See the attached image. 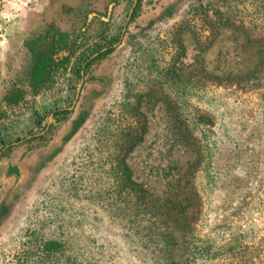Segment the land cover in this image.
I'll list each match as a JSON object with an SVG mask.
<instances>
[{"label":"rangeland","instance_id":"1","mask_svg":"<svg viewBox=\"0 0 264 264\" xmlns=\"http://www.w3.org/2000/svg\"><path fill=\"white\" fill-rule=\"evenodd\" d=\"M257 8L254 0H0V264L42 240L96 264H152L150 216L141 193L122 185L125 163L150 210L163 214L156 225L173 229L179 264L188 241L221 245L232 231L237 264H264V69L240 78L260 64L257 47L219 20L262 35ZM56 30L78 49L34 93L33 40ZM105 42L113 50L79 70L78 59ZM14 90L22 97L7 104Z\"/></svg>","mask_w":264,"mask_h":264},{"label":"trees","instance_id":"2","mask_svg":"<svg viewBox=\"0 0 264 264\" xmlns=\"http://www.w3.org/2000/svg\"><path fill=\"white\" fill-rule=\"evenodd\" d=\"M220 1L227 3L231 0ZM254 2L258 7L256 10L260 9L264 11V0H254ZM219 20L225 23L231 22L235 28L245 34L246 40L249 43L256 45L257 52L260 56V64L256 65L250 72H246L243 76L241 75L240 78L245 81L258 78V74L264 69V34L261 35L259 30L258 32L251 30V28L244 26L242 23H236L233 19H229L228 16H220ZM211 28H213V25H211ZM212 30L213 29H211V31ZM41 40L44 42L41 43ZM75 43V40H72L67 32L61 30H56L51 36L41 33L33 40L34 46H32L31 49L32 61L28 69V85L32 92L37 93L40 89L48 87L56 72L70 63L73 54L78 49H70ZM103 47H105V49H103ZM180 48L182 49L181 46ZM112 50L113 46L111 42L98 44L90 53L83 54L78 59V69L86 70L88 66L98 59L103 58ZM66 51H69V53H66ZM252 83L253 82H251V84ZM21 97V92L14 90L12 93L5 95L4 100L7 104H15L18 103ZM68 112V109L64 108L57 111V113L53 112V115L59 113L66 114ZM131 144L132 142L130 140L127 144V148ZM235 144L236 149L241 150V143L238 140L235 141ZM126 153L125 151L124 157ZM120 167L123 173L122 185L134 189V191L138 190L141 193V199L137 204L140 205L141 210H144L145 213L148 212V216H150L146 228L147 233L150 235L148 236L155 242L152 249L155 250V256L157 254L152 264H179V260L173 257V253L179 248L175 241L176 237L173 233V229L171 230L156 225L162 219L161 216L163 214H157L150 210V206L147 204L148 200L146 198L145 189L141 184H138L132 179L128 164H120ZM235 234L239 236L238 233H234L233 231L230 232V234L224 238L221 245H215L213 242H210L209 239H203L200 244H194L192 241H188L185 247L182 248V264H190L197 259L203 264H221L220 262L215 263L218 261V255H229L231 259H236L229 264H237L240 261L238 254L241 249V243L235 239ZM69 250L70 247L65 242L58 240H42L39 243L27 246V248L23 250L22 256L19 257L18 262L15 264H96L95 262H89L87 258L81 257L78 253L72 254Z\"/></svg>","mask_w":264,"mask_h":264},{"label":"water","instance_id":"3","mask_svg":"<svg viewBox=\"0 0 264 264\" xmlns=\"http://www.w3.org/2000/svg\"><path fill=\"white\" fill-rule=\"evenodd\" d=\"M137 0H135V2H136ZM82 85V82H80V84H79V89H80V86ZM79 91V90H78Z\"/></svg>","mask_w":264,"mask_h":264}]
</instances>
